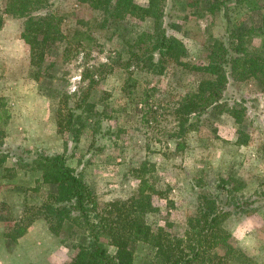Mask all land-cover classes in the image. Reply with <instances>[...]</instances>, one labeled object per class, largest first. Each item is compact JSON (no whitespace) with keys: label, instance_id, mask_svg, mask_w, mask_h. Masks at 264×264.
Here are the masks:
<instances>
[{"label":"rangeland","instance_id":"1","mask_svg":"<svg viewBox=\"0 0 264 264\" xmlns=\"http://www.w3.org/2000/svg\"><path fill=\"white\" fill-rule=\"evenodd\" d=\"M136 1L147 4V0ZM208 1L165 0L163 4L166 31L183 41L187 49L184 61L195 65L207 63L214 40L227 41L258 21L256 12L236 0L215 10L209 9ZM52 8L62 17L63 33L70 34L82 23L81 31L93 40L85 41L89 44L84 48L58 44L46 55L45 64H51L39 79L29 74V47L20 37L22 19L5 16L0 29V96L6 99L10 113L2 149L7 165L15 168L14 177L5 179L0 189V264H63L76 252L72 245L83 239L68 221L58 235L53 234L41 217L17 240L4 236L30 206L45 199L48 187L40 185L33 191L35 175L23 168L40 153H64L66 163L92 186L101 206L136 193L139 181L134 170L146 162L147 169H153L146 177L159 190L152 195L154 209L146 220L152 230L162 226L179 237L197 204L199 188L193 186L194 180L205 181L200 192L207 194L216 181L230 179V201L222 193L224 209L229 211L223 227L231 234L233 247L264 264V223L252 228L246 220L247 215L264 210V90L260 83L253 78L229 79L223 101L239 105L242 123L226 112H205L196 118V129L180 140L183 147L177 149V139L171 136L176 125L173 101L193 91L206 73L174 62L161 74L134 64L122 65L131 39L151 30V18L130 17L102 28L96 25L99 12L75 0H54ZM249 45L257 49L260 36L254 35ZM102 63L107 66L98 67ZM87 69L89 75L83 78ZM78 100L76 113L82 114L85 123L74 143L68 131H58L57 121ZM86 110L96 116L85 117ZM96 122L98 132L94 134ZM242 128L249 135L248 142L237 144ZM18 163H24L23 167ZM241 196L258 201L247 206L246 212H235L229 203ZM242 233L248 236L243 241L237 238ZM133 264H158L154 249L140 243ZM227 264L239 263L232 258Z\"/></svg>","mask_w":264,"mask_h":264},{"label":"trees","instance_id":"2","mask_svg":"<svg viewBox=\"0 0 264 264\" xmlns=\"http://www.w3.org/2000/svg\"><path fill=\"white\" fill-rule=\"evenodd\" d=\"M75 1L99 12L96 25L102 28L116 26L130 17L152 19L151 30H144L131 39L126 49L128 57L121 63L125 67L134 64L148 72L161 74L168 63L174 62L187 69L206 73V76L197 80L193 91L178 95L173 101L172 113L176 125L171 136L177 139V149L183 147L184 143L180 140L187 131L196 129V118L205 112H226L236 123H242L243 111L239 105L234 102L229 105L223 101V92L229 79L253 78L264 90V0H236L238 4L256 12L258 21L227 41L214 40L204 65L184 61L187 54L185 44L169 34L163 24L165 0H147L146 5L136 0ZM226 1L211 0L207 6L210 10L220 8L225 6ZM53 5L54 0H4L0 4V29L5 16L22 19L20 37L29 47V74L34 79H39L41 71L50 66L51 63L45 64L46 55L57 48L58 44L65 42L67 46L73 43L76 47H83L93 40L86 31H81L82 23L77 24L70 34L63 33L60 28L62 17L53 10ZM254 35L260 36L257 49L249 45ZM105 66L102 63L98 67ZM88 75L87 69L83 78ZM78 102L69 109L63 120L57 121L58 131H68L74 143L78 142L85 123L82 114L76 113L81 101ZM7 107L6 99L0 96V189L5 179L15 175V168L7 165V154L2 149L4 129L10 117ZM86 111L85 117L96 116L94 111ZM98 124L96 122V127L93 126L94 134L98 132ZM243 129L238 130L240 136L236 140L237 144L248 142L249 135ZM65 157L64 153H40L24 167V163H18L19 168L23 167L30 175H35L33 191L38 190L40 185H46L48 191L41 204L30 206L28 213H24L11 225L4 233L6 238L17 240L41 217L53 234L58 235L67 221L76 226V234H82L83 239L71 247L76 252L63 264H133L140 243L154 249V258L158 264H227L232 258L239 264H259L241 249L233 247L229 242L231 234L223 227L229 211L224 209L222 193H227L230 201V179L216 181L214 190H209L207 194L201 193L205 181L202 178L194 180L193 186L199 188L197 204L186 218L183 234L179 237L173 236L162 226L152 230L146 220V214L154 209L152 195L159 193L150 177H146L147 172L153 171L147 169L146 162L134 170L139 181L136 193L127 199L112 200L101 206L92 186L86 183L81 173L66 163ZM231 199L233 201L229 204L235 212H246L247 206L258 201L256 198L247 199L242 196Z\"/></svg>","mask_w":264,"mask_h":264},{"label":"crops","instance_id":"3","mask_svg":"<svg viewBox=\"0 0 264 264\" xmlns=\"http://www.w3.org/2000/svg\"><path fill=\"white\" fill-rule=\"evenodd\" d=\"M246 220L248 222L252 223V228L256 227V226H261L264 223V210H259L257 212H253L251 215H247ZM24 235V234H23ZM237 238H239V240H245V238L247 239L248 236L246 234H238ZM244 238V239H243Z\"/></svg>","mask_w":264,"mask_h":264}]
</instances>
